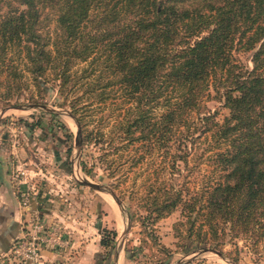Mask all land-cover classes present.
Instances as JSON below:
<instances>
[{"label":"trees","instance_id":"1","mask_svg":"<svg viewBox=\"0 0 264 264\" xmlns=\"http://www.w3.org/2000/svg\"><path fill=\"white\" fill-rule=\"evenodd\" d=\"M47 13L54 16L51 35ZM88 58H102L112 75L105 85H119L128 102L116 123L118 141H138L137 160L152 151L168 156V182L155 178L140 197L142 233L164 252L156 263L168 264L172 253L151 223L175 209L184 227L181 250L220 252L227 239L262 238L264 0H0V75L7 85L21 76V64L38 88L52 70L61 90L71 63ZM207 100L225 109L220 120ZM69 113L80 144L91 142L84 112L71 106ZM193 155L210 167L196 190L173 178L190 173ZM115 235L102 228L99 245L111 247Z\"/></svg>","mask_w":264,"mask_h":264},{"label":"rangeland","instance_id":"2","mask_svg":"<svg viewBox=\"0 0 264 264\" xmlns=\"http://www.w3.org/2000/svg\"><path fill=\"white\" fill-rule=\"evenodd\" d=\"M53 17L47 13L44 20V29L50 35L55 29ZM245 62L249 65L247 60ZM18 69L21 76L16 81L9 80L10 85L3 79V74L0 75V139L5 140L3 146L13 166L14 182L23 187L21 193L35 196L39 192L37 214L40 217L41 206H44V200L49 196V199L55 198V201H51V207L59 212L64 210V198L71 189H74L76 196L86 195L82 199L76 198L75 203L71 202L73 210L69 213L74 222L82 229L83 225L79 222L86 220L90 213L92 223L96 224L93 233L99 231L100 235L102 228L116 232L109 248L99 244L96 246L95 243L91 246L88 242L90 247L86 254L97 250L95 258L90 259V262L93 261L91 264H157L158 257L164 252L142 233L140 218L144 215V209L140 197L146 185L155 178L168 182L171 177L168 156L163 158L159 152L152 151L137 160L136 156L142 153L139 142L126 144L118 141L116 136L120 134L116 123L128 102L123 100L119 85H105L112 75L105 69L102 58L93 62L88 58L71 63L68 80L61 90L58 88L60 81L52 70H46L44 77L39 79L38 88L21 64ZM99 92L102 93L97 96ZM27 103L44 105L58 113L53 115L41 107H12ZM71 106L84 112L88 129L92 130L91 142L82 145L79 142L78 146L75 143L77 127L67 115ZM206 106L211 112L217 111L218 120L226 112L214 100H207ZM197 163L193 155L188 163L190 173L181 170V175H174L175 185L181 183L194 190L199 189L206 182L210 167L206 161ZM83 165L85 167L82 170ZM19 169L24 170V178L17 176ZM84 182L107 186L121 201L122 207L115 203L106 190L94 189ZM75 204L81 206L82 210ZM127 213L132 215L129 221ZM180 220V210L175 209L151 223L158 243L172 253L168 264H264V236L256 243L242 238L227 239L220 255L213 250L203 251L206 247L194 245H188L185 250L179 249L180 236L184 230ZM143 222L146 223L145 220ZM54 224L59 225L63 233V224L58 221L51 225ZM69 240V235H66L65 243L55 249L59 255L64 256L60 253L70 248ZM75 248L79 249V245ZM75 257L77 260L80 258Z\"/></svg>","mask_w":264,"mask_h":264},{"label":"crops","instance_id":"3","mask_svg":"<svg viewBox=\"0 0 264 264\" xmlns=\"http://www.w3.org/2000/svg\"><path fill=\"white\" fill-rule=\"evenodd\" d=\"M4 141V138L0 139V256L7 254L13 242L26 232L28 227L27 217L30 212L37 211V213H39V192L35 196H30L28 207L22 208L20 205V194L23 187L17 186L15 184L16 182H14L13 166L9 154L5 150V146H3L5 143ZM17 182L19 183V181ZM70 191L71 192L64 198L66 206L64 210L62 209L63 211L56 212V210L51 207L52 202L55 201V198L49 199L51 196H49L46 201L44 200L45 204L41 206V218L44 224L48 226L60 221V223L63 224L61 225V227L63 226V233H61V236L65 239V236L69 235L71 244L70 248H65V250L60 253L64 256L59 255L55 250L41 249L40 255L43 257L45 264H91L93 261H90L95 258L94 253H97V250H92V252L86 254L90 247L89 243L91 246L93 243L98 246L100 237L99 231L95 233L92 232L96 224L94 225V223H92V216L90 213L89 216L86 217V220L79 222L83 225L81 227L82 229L76 224V221L74 222L69 213V211L73 210L72 203L76 202V198L78 199L79 197V199H82L81 197L86 195L79 194L76 196L74 189ZM77 208L82 210L81 206H77ZM77 244L79 245V249L75 248ZM74 253H76L75 256L80 257L79 260L73 256Z\"/></svg>","mask_w":264,"mask_h":264},{"label":"built area","instance_id":"4","mask_svg":"<svg viewBox=\"0 0 264 264\" xmlns=\"http://www.w3.org/2000/svg\"><path fill=\"white\" fill-rule=\"evenodd\" d=\"M24 170L19 169L17 176L25 177ZM20 205L26 208L30 196L20 194ZM28 230L17 238L7 254L0 256V264H45L40 255L41 249L55 250L65 243L59 225L46 226L37 211H31L27 222Z\"/></svg>","mask_w":264,"mask_h":264},{"label":"water","instance_id":"5","mask_svg":"<svg viewBox=\"0 0 264 264\" xmlns=\"http://www.w3.org/2000/svg\"><path fill=\"white\" fill-rule=\"evenodd\" d=\"M13 108H17V109H27V108H31V107H41L42 109H44V110H47V111H49V112H52V113H54V114H57L58 112H57V110H55V109H47V108H45V106L44 105H39V104H17V105H15V106H12ZM5 110V109H4ZM67 115L69 116V117H71L72 119H73V121L75 122V124H76V127H77V132H76V136H75V143L77 144V146H78V144H79V134H80V132H79V126H78V123H77V121L75 120V118L71 115V113H69V112H67ZM75 176V175H74ZM76 177V176H75ZM86 185H88V186H90V187H92V188H94V189H98V190H101V189H104V190H106V192H108L109 194H110V196L113 198V200L115 201V203L118 205V206H121L122 207V204H121V201L115 196V194H114V192L111 190V189H109L107 186H105V185H102V184H97V183H93V182H84ZM126 216H127V221H129V219H130V217H129V214L127 213L126 214ZM123 234L125 233V230L122 232ZM204 250H213V249H210V248H206V249H203V251ZM215 253H217L218 255H220L221 254V252H219V251H216V250H213Z\"/></svg>","mask_w":264,"mask_h":264}]
</instances>
